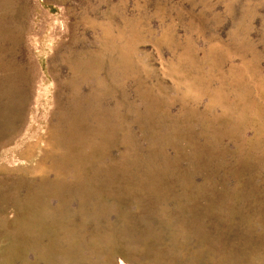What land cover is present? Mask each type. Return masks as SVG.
<instances>
[{
	"label": "rangeland",
	"instance_id": "374dc122",
	"mask_svg": "<svg viewBox=\"0 0 264 264\" xmlns=\"http://www.w3.org/2000/svg\"><path fill=\"white\" fill-rule=\"evenodd\" d=\"M264 264V0H0V264Z\"/></svg>",
	"mask_w": 264,
	"mask_h": 264
},
{
	"label": "bare ground",
	"instance_id": "6f19581e",
	"mask_svg": "<svg viewBox=\"0 0 264 264\" xmlns=\"http://www.w3.org/2000/svg\"><path fill=\"white\" fill-rule=\"evenodd\" d=\"M121 264H124V263H121Z\"/></svg>",
	"mask_w": 264,
	"mask_h": 264
}]
</instances>
